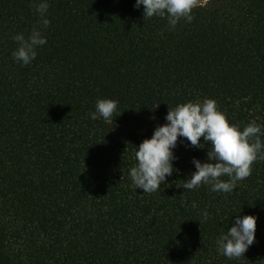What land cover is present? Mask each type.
I'll return each instance as SVG.
<instances>
[{
	"label": "trees",
	"instance_id": "trees-1",
	"mask_svg": "<svg viewBox=\"0 0 264 264\" xmlns=\"http://www.w3.org/2000/svg\"><path fill=\"white\" fill-rule=\"evenodd\" d=\"M48 3L46 44L21 65L11 37L39 17L0 0V264H264V161L231 194L183 189L207 144L178 137L157 191L128 176L167 104L210 97L264 126V0H206L173 30L134 0ZM98 96L117 101L112 123L89 118ZM237 214L256 216L254 241L228 259L215 238Z\"/></svg>",
	"mask_w": 264,
	"mask_h": 264
},
{
	"label": "clouds",
	"instance_id": "clouds-1",
	"mask_svg": "<svg viewBox=\"0 0 264 264\" xmlns=\"http://www.w3.org/2000/svg\"><path fill=\"white\" fill-rule=\"evenodd\" d=\"M32 6L39 17L38 24L27 34L17 32L11 37L16 42L11 53L13 61L21 65L30 64L37 55L36 49L46 44L43 30L50 23L46 15L48 0H33ZM132 6H143V18L156 16L166 19L169 30H173L180 20L191 22L192 9L198 6V0H134ZM116 107L115 99L98 96L94 101V110L88 116L112 123L113 116L120 114L116 113ZM262 136L264 126L256 120L243 125L229 122L214 98H196L177 102L173 106L167 104L164 123L155 124L151 135L134 146L135 163L128 168V176L134 189L139 188L143 193L157 191L162 183L167 182V176L174 171L179 172L174 168L173 161L177 157L173 149L178 137L186 138V147L204 148L206 143L207 151L203 161L191 158L194 171L187 174L178 187L192 190L203 184L211 192L231 194L238 187V181L251 174L253 162L264 161ZM192 206L195 207L194 202ZM202 215L207 218L206 212ZM255 225V215H235L231 226L215 238L217 253L228 259L243 256L254 241Z\"/></svg>",
	"mask_w": 264,
	"mask_h": 264
},
{
	"label": "rangeland",
	"instance_id": "rangeland-1",
	"mask_svg": "<svg viewBox=\"0 0 264 264\" xmlns=\"http://www.w3.org/2000/svg\"><path fill=\"white\" fill-rule=\"evenodd\" d=\"M206 0H198V3H204Z\"/></svg>",
	"mask_w": 264,
	"mask_h": 264
}]
</instances>
